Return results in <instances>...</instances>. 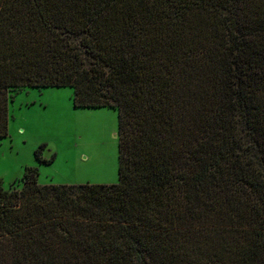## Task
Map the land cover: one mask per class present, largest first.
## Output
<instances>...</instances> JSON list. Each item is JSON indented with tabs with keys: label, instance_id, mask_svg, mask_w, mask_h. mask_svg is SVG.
Returning a JSON list of instances; mask_svg holds the SVG:
<instances>
[{
	"label": "trees",
	"instance_id": "16d2710c",
	"mask_svg": "<svg viewBox=\"0 0 264 264\" xmlns=\"http://www.w3.org/2000/svg\"><path fill=\"white\" fill-rule=\"evenodd\" d=\"M64 86L117 109L118 181L0 183V264H264V0H0V138Z\"/></svg>",
	"mask_w": 264,
	"mask_h": 264
},
{
	"label": "rangeland",
	"instance_id": "374dc122",
	"mask_svg": "<svg viewBox=\"0 0 264 264\" xmlns=\"http://www.w3.org/2000/svg\"><path fill=\"white\" fill-rule=\"evenodd\" d=\"M8 135L0 138V183L20 180L25 168L37 169L40 184H110L118 181V111L74 107L69 86L8 91ZM46 144L49 164L34 151Z\"/></svg>",
	"mask_w": 264,
	"mask_h": 264
}]
</instances>
